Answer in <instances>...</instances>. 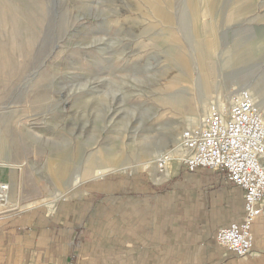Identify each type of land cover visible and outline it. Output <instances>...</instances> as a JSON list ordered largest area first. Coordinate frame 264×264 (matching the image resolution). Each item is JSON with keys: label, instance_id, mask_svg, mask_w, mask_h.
<instances>
[{"label": "rangeland", "instance_id": "1", "mask_svg": "<svg viewBox=\"0 0 264 264\" xmlns=\"http://www.w3.org/2000/svg\"><path fill=\"white\" fill-rule=\"evenodd\" d=\"M233 89L264 99V0H0V163L47 205L108 165L157 179Z\"/></svg>", "mask_w": 264, "mask_h": 264}, {"label": "crops", "instance_id": "2", "mask_svg": "<svg viewBox=\"0 0 264 264\" xmlns=\"http://www.w3.org/2000/svg\"><path fill=\"white\" fill-rule=\"evenodd\" d=\"M155 174L109 171L47 205L24 192L19 166L0 163V264H264V207L249 255L215 239L244 214L243 190L224 171L175 159Z\"/></svg>", "mask_w": 264, "mask_h": 264}, {"label": "built area", "instance_id": "3", "mask_svg": "<svg viewBox=\"0 0 264 264\" xmlns=\"http://www.w3.org/2000/svg\"><path fill=\"white\" fill-rule=\"evenodd\" d=\"M178 160L189 171L198 167L224 171L243 190L244 214L239 222L220 227L216 241L239 257L252 249L251 226L264 207V119L247 90L236 93L229 104H212L198 125L180 132ZM174 160L172 151L155 159L159 173ZM8 183L0 181V203Z\"/></svg>", "mask_w": 264, "mask_h": 264}, {"label": "bare ground", "instance_id": "4", "mask_svg": "<svg viewBox=\"0 0 264 264\" xmlns=\"http://www.w3.org/2000/svg\"><path fill=\"white\" fill-rule=\"evenodd\" d=\"M257 87V86H256ZM235 89H233L232 91V93H227V95L226 96H228V103H225V102H223L222 101V98H221V96H220V94L218 93L215 97H210V98H204V99H201V101L199 100L198 102L200 103V105L198 106V109L199 110H201V111H203L204 109H206V112H207V110H208V108L212 105V104H215V103H220V104H229L230 102H231V100H232V97L236 94V93H238L239 91H241V90H243V89H240V90H235ZM249 93H250V95H251V97L253 98V100L255 101V103H256V101H257V103L256 104H258V106L259 107H263L264 108V99L263 100H257V98L251 93V91H249V90H247ZM259 91H260V88H259ZM204 112V111H203ZM206 112H204L201 116L199 115L198 117H196V116H194V117H192L191 116V118H189V120L192 122V124L193 125H198V124H200L201 123V120L203 119V117L205 116V113ZM264 119V118H263ZM174 140L177 142V139H178V135L177 134H175L174 135ZM3 148V147H2ZM172 149H174V150H176V152L173 154V156H174V160L175 159H177V158H179L180 157V150L178 149V146L176 145L175 146V148L174 147H172ZM156 154V153H155ZM159 154V153H158ZM158 154L157 155H154V158H153V160H152V163L154 164H149V163H146L145 165H144V167H147V166H155L156 167V165H155V159H156V157L158 156ZM95 162H97V163H99V161L97 160V158H95V159H92V160H89L88 161V164H87V167L86 168H84V173H89L90 171H91V168L90 167H92L93 166V164L95 163ZM103 162H105V161H101L100 162V164L101 165H103ZM107 163V162H106ZM97 165V164H96ZM108 165V164H107ZM108 166H110V165H108ZM108 166L107 167H103V169H99V170H97V171H94L95 172V174H97V173H104V172H107V171H111V170H114V169H110V168H108ZM112 168V167H111ZM121 168V167H120ZM122 169H126V168H123L122 167ZM157 169V168H156ZM65 174H66V171L64 172ZM65 174H64V179H63V181L64 180H66L67 179V176H65ZM80 177V176H79ZM59 192V191H58ZM58 194V193H57Z\"/></svg>", "mask_w": 264, "mask_h": 264}]
</instances>
